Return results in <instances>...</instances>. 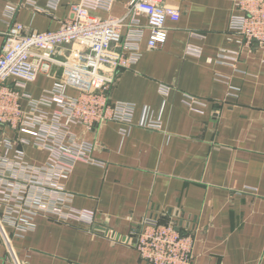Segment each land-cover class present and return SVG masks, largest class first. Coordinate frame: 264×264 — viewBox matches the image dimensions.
Here are the masks:
<instances>
[{
  "label": "crops",
  "instance_id": "obj_1",
  "mask_svg": "<svg viewBox=\"0 0 264 264\" xmlns=\"http://www.w3.org/2000/svg\"><path fill=\"white\" fill-rule=\"evenodd\" d=\"M82 1L0 0V52L15 23L56 30ZM130 1L115 0L110 10L91 13L123 17ZM158 1L179 13L166 21V43L148 47V21L139 15L142 56L115 74L108 91L110 101L134 104V124L72 127L79 140L94 144L96 162L78 161L55 180L69 196L67 205L86 212L85 218L39 214L35 228L25 233L7 224L21 264H150L134 245V232L148 217L194 236L192 264H264V47L242 45L229 29L240 0ZM75 48L61 46L56 57L64 61ZM67 76L55 64L24 91L39 99ZM162 85L171 87L168 95L161 93ZM66 91L80 93L72 85ZM189 95L200 101L195 109L188 106ZM22 104L29 111L28 102ZM145 108L161 128L140 125ZM18 151L24 153L22 165L48 162L49 152L35 145L33 134L1 125L0 160L15 163ZM25 168L4 172H18L21 185L29 177ZM0 264H15L1 232Z\"/></svg>",
  "mask_w": 264,
  "mask_h": 264
},
{
  "label": "built area",
  "instance_id": "obj_2",
  "mask_svg": "<svg viewBox=\"0 0 264 264\" xmlns=\"http://www.w3.org/2000/svg\"><path fill=\"white\" fill-rule=\"evenodd\" d=\"M114 1L83 0L73 4L69 17L56 30H27L22 23H15L5 33L0 52V126L28 131L33 134L35 145L49 152L47 164L38 168L22 165L24 153L21 151H18L17 165L8 157L0 160V232L15 264L21 263L11 246L5 229L7 224L17 233H25L35 228L34 219L39 214L85 218L86 212L67 205L69 196L60 192L55 180L71 173L78 161L96 162L92 156L94 144L79 140L72 127L80 125L92 130L108 122L134 124V104L112 102L108 91L115 74L131 67L142 56L139 44L143 30L138 16L147 18L148 47L151 49L166 43L167 19L179 18L175 8L162 5L158 0H132L126 4L127 13L123 17L103 19L91 13L93 9L110 10ZM236 5L238 12L232 15L229 29L242 45L258 43L264 47V0H240ZM124 27H129L126 36L122 33ZM72 44L77 48L70 57L59 60L57 49ZM113 45L121 49L114 50ZM55 64L63 65L69 76L55 82L39 99L24 91L28 83L36 80L39 74L48 73ZM105 66L111 68L112 75ZM12 79L15 81L9 82ZM68 85L80 93L70 95L66 91ZM170 90L168 85L160 87L164 95ZM22 100L28 102L29 111L24 109ZM187 103L195 109L200 101L189 95ZM52 107L57 108L51 110ZM140 125L161 128L160 121L147 116L146 108ZM128 132V128L122 130L123 134ZM22 166L26 167L29 177L18 185L23 180L17 174L21 168L10 175L4 171ZM47 172L49 177L44 180ZM134 235V245L148 263L192 264L194 236L182 232L175 223H161L157 218L148 217Z\"/></svg>",
  "mask_w": 264,
  "mask_h": 264
}]
</instances>
